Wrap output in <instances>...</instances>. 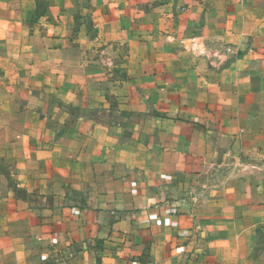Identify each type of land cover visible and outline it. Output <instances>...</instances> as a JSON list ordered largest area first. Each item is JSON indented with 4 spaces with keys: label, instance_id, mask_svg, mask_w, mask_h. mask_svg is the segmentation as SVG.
<instances>
[{
    "label": "crops",
    "instance_id": "0c3cea01",
    "mask_svg": "<svg viewBox=\"0 0 264 264\" xmlns=\"http://www.w3.org/2000/svg\"><path fill=\"white\" fill-rule=\"evenodd\" d=\"M0 264H264V0H0Z\"/></svg>",
    "mask_w": 264,
    "mask_h": 264
},
{
    "label": "built area",
    "instance_id": "2783aa9c",
    "mask_svg": "<svg viewBox=\"0 0 264 264\" xmlns=\"http://www.w3.org/2000/svg\"><path fill=\"white\" fill-rule=\"evenodd\" d=\"M205 50L206 48L204 46H201L198 42H192L191 44V50L192 52H194L196 55L201 52L202 50ZM203 50V51H204ZM224 51H226V53H231L232 52V49L230 47L226 48ZM215 56L219 55L218 52H215L214 53Z\"/></svg>",
    "mask_w": 264,
    "mask_h": 264
},
{
    "label": "rangeland",
    "instance_id": "374dc122",
    "mask_svg": "<svg viewBox=\"0 0 264 264\" xmlns=\"http://www.w3.org/2000/svg\"><path fill=\"white\" fill-rule=\"evenodd\" d=\"M5 178V177H4Z\"/></svg>",
    "mask_w": 264,
    "mask_h": 264
}]
</instances>
